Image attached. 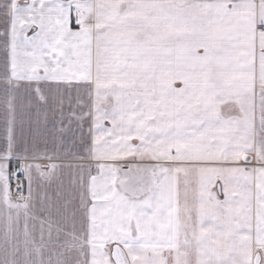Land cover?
Instances as JSON below:
<instances>
[{
  "label": "snow or ice",
  "instance_id": "6c2138e0",
  "mask_svg": "<svg viewBox=\"0 0 264 264\" xmlns=\"http://www.w3.org/2000/svg\"><path fill=\"white\" fill-rule=\"evenodd\" d=\"M0 50V264H264V0H0Z\"/></svg>",
  "mask_w": 264,
  "mask_h": 264
},
{
  "label": "crops",
  "instance_id": "0c3cea01",
  "mask_svg": "<svg viewBox=\"0 0 264 264\" xmlns=\"http://www.w3.org/2000/svg\"><path fill=\"white\" fill-rule=\"evenodd\" d=\"M71 27L74 29L77 27L75 24V10L73 9L72 12V21L70 24ZM29 35H32V32L29 31ZM2 63H3V51L0 50V70H2ZM177 86H181L180 82L177 81ZM73 94H75V91L73 90ZM3 134V124L0 122V135ZM85 149H73L70 153L65 152L63 150H59L57 153L58 158H54L51 161L45 160L42 161V163H56L60 166V173L62 174L63 178L67 179L70 176H76L83 174L87 176V170L82 169L79 166H85V165H91L92 167V174L95 175V164L92 161H89L86 158H83L85 156ZM114 245H110L109 247H113Z\"/></svg>",
  "mask_w": 264,
  "mask_h": 264
},
{
  "label": "built area",
  "instance_id": "2783aa9c",
  "mask_svg": "<svg viewBox=\"0 0 264 264\" xmlns=\"http://www.w3.org/2000/svg\"><path fill=\"white\" fill-rule=\"evenodd\" d=\"M17 179L23 181L24 180V176L22 174L18 175ZM13 185H14V189L15 190V181H13Z\"/></svg>",
  "mask_w": 264,
  "mask_h": 264
},
{
  "label": "water",
  "instance_id": "95a60500",
  "mask_svg": "<svg viewBox=\"0 0 264 264\" xmlns=\"http://www.w3.org/2000/svg\"><path fill=\"white\" fill-rule=\"evenodd\" d=\"M114 247H115V245L113 246V248H112V250L114 251ZM114 258V257H113Z\"/></svg>",
  "mask_w": 264,
  "mask_h": 264
},
{
  "label": "rangeland",
  "instance_id": "374dc122",
  "mask_svg": "<svg viewBox=\"0 0 264 264\" xmlns=\"http://www.w3.org/2000/svg\"><path fill=\"white\" fill-rule=\"evenodd\" d=\"M113 247H111V249H112Z\"/></svg>",
  "mask_w": 264,
  "mask_h": 264
}]
</instances>
